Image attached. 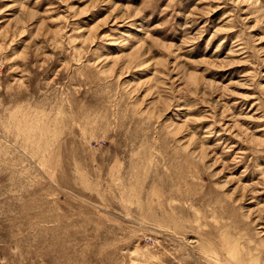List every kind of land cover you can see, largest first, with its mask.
Returning <instances> with one entry per match:
<instances>
[{
	"label": "rangeland",
	"instance_id": "1",
	"mask_svg": "<svg viewBox=\"0 0 264 264\" xmlns=\"http://www.w3.org/2000/svg\"><path fill=\"white\" fill-rule=\"evenodd\" d=\"M0 264H264V0H0Z\"/></svg>",
	"mask_w": 264,
	"mask_h": 264
}]
</instances>
